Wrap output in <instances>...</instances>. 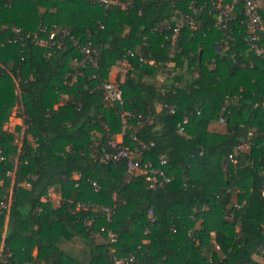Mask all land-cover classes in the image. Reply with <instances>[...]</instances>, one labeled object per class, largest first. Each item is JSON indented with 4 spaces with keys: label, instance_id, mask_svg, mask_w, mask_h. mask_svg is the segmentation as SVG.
<instances>
[{
    "label": "trees",
    "instance_id": "16d2710c",
    "mask_svg": "<svg viewBox=\"0 0 264 264\" xmlns=\"http://www.w3.org/2000/svg\"><path fill=\"white\" fill-rule=\"evenodd\" d=\"M192 1L0 0V201H10L0 218V264H114V256L264 264V58L247 45L243 0L234 40L220 55L212 7L219 0H198L205 7L195 14ZM177 13L193 15L197 29L176 33ZM53 31L60 48L27 38L50 41ZM63 32L98 48L97 69L80 68L83 55ZM105 83L122 92V103L105 101ZM15 108L26 127L21 148L22 127L5 129ZM125 111L136 116L126 128ZM221 120L223 132L211 131ZM119 133L137 158L175 179L155 189L144 176L125 183L124 164L93 157L95 142ZM56 186L62 198L54 207L43 199ZM72 240L82 245L77 255L61 247Z\"/></svg>",
    "mask_w": 264,
    "mask_h": 264
},
{
    "label": "built area",
    "instance_id": "2783aa9c",
    "mask_svg": "<svg viewBox=\"0 0 264 264\" xmlns=\"http://www.w3.org/2000/svg\"><path fill=\"white\" fill-rule=\"evenodd\" d=\"M239 3V0H231V2H227V0H219L218 2L213 1L212 7L216 11V23L215 26L217 30L222 33L223 40L219 49L217 50V55H220L222 52H228L230 49V42L234 40V29L231 24L235 20L236 16V6ZM244 3V21L242 22L243 26L246 29L247 37L246 42L248 47L257 53L259 56L264 58V19L262 16V8L264 7V0H243ZM101 4L105 7L117 6L119 4V0H101ZM128 6L124 5V8ZM205 5L199 6L198 0H194L190 4V8L193 13H197L201 11ZM172 23H174V30L177 33L182 27H188L191 30L197 29V22L193 15L189 13H177L172 17ZM172 23L169 21H165L162 24L163 30H170ZM20 29L16 30V33H20ZM58 32L53 31L50 34V41H46L42 37H39L37 34H29L27 38H33L34 43L45 47L47 49H52L54 46L61 47L62 44L59 41H56ZM70 37L72 40L74 47L80 51L83 55V59L80 62H77L80 68H93L97 69L99 67V51L98 48L93 46L91 43L82 44L73 36H71L68 32H63V37ZM214 62V61H213ZM105 90V101L107 102H119L122 103V92L113 84L105 83L102 87ZM264 111V102L261 105ZM176 106H169L168 110L170 114H175ZM136 116L130 112L125 111L122 113L121 118L126 128L128 125V121L130 118H135ZM138 120H146L149 123H152L150 117H142L139 115ZM189 122V113L185 112V117L182 123L178 125L179 132H184V125ZM221 123L224 120L220 121ZM139 124L141 122H138ZM124 134V133H123ZM93 157L97 158L101 163L104 164H113V165H123L125 166L126 172L124 181L125 183H130L138 176H144L146 181L148 182L149 188L155 189L164 186L165 184L171 183L175 177L173 175L168 174L164 169L155 167V165L150 162H143L139 158L136 157L134 151H132L128 146L124 145V143H118L114 139V136H108V141L101 146H98V143H95L92 148ZM5 158L1 157L0 160H4ZM161 165L166 166L168 164V160L164 157H161ZM11 174V173H9ZM10 201L8 199H3L0 201V218L9 211ZM88 207L85 204H78L77 211L79 210H87ZM106 216L108 221H111V217L114 213L113 209H106ZM93 220L86 221L87 225H91ZM109 239L111 243L116 241L113 233L109 232ZM264 254V246L260 251ZM115 251L112 250L111 253ZM114 264H133L135 262V258L132 256L130 258H117L113 257Z\"/></svg>",
    "mask_w": 264,
    "mask_h": 264
},
{
    "label": "crops",
    "instance_id": "0c3cea01",
    "mask_svg": "<svg viewBox=\"0 0 264 264\" xmlns=\"http://www.w3.org/2000/svg\"><path fill=\"white\" fill-rule=\"evenodd\" d=\"M122 65L124 67H126L125 63H123ZM116 72H117V69H115L113 71V76L114 77H115ZM63 98L66 99L67 96H64ZM159 109H161V108H159ZM15 111H16V113H14V116L16 117V118H14L15 119V128L13 130L9 129V126H12L13 124H12V122L10 124L8 122L7 125L5 126L6 127L5 129L10 131V132H15L17 127H22L21 132H15L16 136H17V142L19 144V148H21L22 147L21 140L24 137V133H25V128L26 127L23 126V124H24L23 120L17 117V108H16ZM8 124H9V126H8ZM210 130L211 131H217V132H223L224 127H223L222 123L219 121V122L213 123L210 126ZM113 136H114V139L116 140V142H118V143H122L124 141V134L123 133H119V134H116V135H113ZM14 162H15V165L18 164V162H19V157L18 156H16L14 158ZM14 177H15V175H12V178H14ZM13 184H14V180H13ZM12 192H13V188L10 190V198H12ZM58 193H60L58 186L51 188L50 191H49L48 197L44 198L43 201L44 202L50 201L53 204L54 207H57L58 204L61 201V198H62V197H60V198L56 199ZM51 198H55L54 201ZM61 247L63 249H65L66 251H68V252H70L72 254H75V255H77L80 252V250L82 249V245L77 240L64 241V242H62ZM36 255H37V250H35V252H34V256H36Z\"/></svg>",
    "mask_w": 264,
    "mask_h": 264
},
{
    "label": "rangeland",
    "instance_id": "374dc122",
    "mask_svg": "<svg viewBox=\"0 0 264 264\" xmlns=\"http://www.w3.org/2000/svg\"><path fill=\"white\" fill-rule=\"evenodd\" d=\"M163 79H164V78H162V81H163ZM15 110H16V108H15ZM15 110H14V111H15ZM14 113H16V111L13 112V115L11 116L10 121H9V124L12 122L13 125H12V126H9V124H8L9 129H12V130L15 128V119H14V118H16V117L14 116ZM6 125H7V124H6ZM5 128H6V127H5ZM95 143H96V142H95ZM1 185H2V182H0V186H1ZM59 192H60V191H59ZM60 197H62L61 192L57 194L56 199H58V198H60ZM51 199L54 201L55 198H51ZM257 258H258V260L261 261V257L258 256Z\"/></svg>",
    "mask_w": 264,
    "mask_h": 264
}]
</instances>
